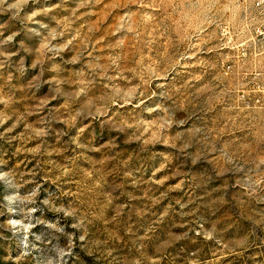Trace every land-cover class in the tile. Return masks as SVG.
<instances>
[{
    "label": "rangeland",
    "instance_id": "rangeland-1",
    "mask_svg": "<svg viewBox=\"0 0 264 264\" xmlns=\"http://www.w3.org/2000/svg\"><path fill=\"white\" fill-rule=\"evenodd\" d=\"M0 264H264V0H0Z\"/></svg>",
    "mask_w": 264,
    "mask_h": 264
}]
</instances>
